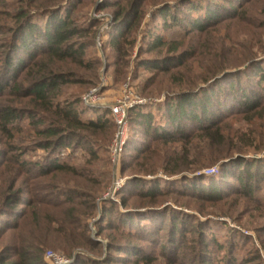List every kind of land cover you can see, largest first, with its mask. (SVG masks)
Masks as SVG:
<instances>
[{"label": "rangeland", "instance_id": "374dc122", "mask_svg": "<svg viewBox=\"0 0 264 264\" xmlns=\"http://www.w3.org/2000/svg\"><path fill=\"white\" fill-rule=\"evenodd\" d=\"M104 1L106 0H0V86H5L10 78L5 74L4 62L7 54L9 55L7 46L11 41L8 31L14 28L13 17L17 12L43 14V10L59 7L62 8L60 13L64 15L70 10L71 17L79 26L87 27L96 23L94 28L98 30L100 26L107 25L105 34H113L110 24L114 21L116 11L112 7L102 9ZM187 1L189 0H143L138 9L140 18L135 19L132 37L127 39V44L134 40L135 45L129 49L128 57L123 63L116 60L109 46L104 49H95L92 46L87 51L82 69L66 67L77 83L64 89V97L76 98L79 109L87 108L83 98L94 88L100 87L96 107H88L98 111L86 112L81 118L86 121L102 116L103 120L109 121L103 130L81 131L80 134L87 138L82 141V145L72 143L53 155L41 150L38 145L42 139L37 136L36 130L44 128L45 125L33 122L28 112L30 108L26 106L22 109L27 113L12 127L11 138L2 133L0 122V213L5 210L3 206H6L8 195L17 194L18 199L14 202L19 203L17 212H21L20 218H24L18 220L13 215L9 216V213L0 218V256L5 253L12 256L13 248H23L30 244V248H26L33 251L38 246L41 247L42 260L47 264H55L47 259L48 252L61 258L62 264H264V175L259 177L256 191L245 197L236 180L230 175L232 171L224 178L221 176L228 170L227 166L222 167L221 161L201 170H197L195 164L189 165L186 162L177 167L181 174L174 177L167 175L161 167V159L170 155L168 149L179 162L180 157L185 155L190 162L198 161L199 153L208 156L205 142L200 137L185 144L167 146L157 152L156 144L150 142L142 146L150 148L153 154L158 153L157 157L152 156L148 160V164L153 163L157 168L155 172L148 174L140 169L147 160H141V156L130 150L138 144V139L145 143L146 140L139 129L130 128L129 113L134 108H146L143 110L145 113L157 112L159 108L162 112L168 98L186 89L179 86L168 90L167 86H177L178 80L183 78L189 79L191 86H194L199 84L198 78L202 75L210 74V77L214 72H231L243 68L251 61L259 62L264 69V0L243 1L245 6L238 16L240 19L223 23L203 34H197L190 28L164 29L163 20L155 14V10L176 6L177 18H180V8L188 11ZM121 5L127 6L129 1L122 0ZM44 18V15H40L35 18L34 23L40 25L47 17ZM152 36L163 37L168 45L164 50L156 49L144 55L146 44ZM172 48L188 52L191 56L184 58L181 65H174L176 70H172L170 74H162L140 65L143 59H152L155 56H160L159 60H169L170 56L172 58L177 54L168 53ZM96 62L99 65L94 66L93 71L88 64ZM170 77L174 78L169 81ZM229 81L230 78L224 79L217 89L226 86ZM150 82H154V85H150V89L144 93ZM244 85L242 84L243 89L246 88ZM125 87L144 104L130 108L126 136L116 146L113 144L116 126L113 131V119L109 113L111 107L131 98ZM154 87L162 90L156 94L149 93ZM15 97L9 95L8 90L3 91L0 95V106L7 98ZM222 131L229 137V141L217 149L219 158L229 155L257 160L258 164L264 165V117L248 121L242 116H228L223 120ZM216 156L215 153L212 158ZM47 159H56L66 170L40 178L37 175L39 169L35 165H43ZM183 176L188 179L184 180ZM133 179L145 180L148 183L146 188L150 190L158 187L157 190L160 191H171L165 197L156 199V202L141 203L134 197L133 186L127 183ZM212 183L223 191L225 197L222 200L208 203L202 200L204 197H193L184 192L185 189L192 191L194 186L209 187ZM68 198L74 202L64 204V200H69ZM93 203L97 207L89 217L87 209ZM151 206L168 208L162 231H159L160 226H156L163 220L152 213L141 221L133 218L135 225H128L139 234L148 229L150 237L146 241L123 238L120 232L114 230L117 228V212L134 214L144 212L148 210L146 207ZM109 207H112V213L103 216V211ZM179 215L180 218H187L188 224H196V218L205 222L202 228L208 239L202 238V241H205L208 248L200 247L198 240L201 229L195 227L184 235L185 245L175 254L169 253L167 257L160 252L162 246L169 242L168 220ZM108 218L112 219V227L106 225L110 220ZM106 226L110 229L107 230ZM186 228L190 230V225ZM21 238L27 240L28 244L22 243ZM114 239L127 248L136 246L138 250H144V254L137 257L136 251H133L122 257L126 261L115 258L116 261L110 263L106 255L107 246ZM14 260L16 258L8 263Z\"/></svg>", "mask_w": 264, "mask_h": 264}, {"label": "trees", "instance_id": "16d2710c", "mask_svg": "<svg viewBox=\"0 0 264 264\" xmlns=\"http://www.w3.org/2000/svg\"><path fill=\"white\" fill-rule=\"evenodd\" d=\"M121 1L106 0L102 5L103 7H101L102 9L112 7L116 11L114 21L110 24V27L113 28V34H105L102 48L109 46L114 52L116 60L123 63L124 59L128 57L129 49L135 45L134 40L127 44V39L132 37L135 19L140 18L138 9L143 0H128L129 5L127 6H122ZM243 1L249 2L250 0H189L186 4L188 7L187 12L180 8V18H177L178 10H176V6L158 8L155 10V14L163 20L164 29L170 27L190 28L197 34H203L223 23L237 20V18L240 19L238 16L245 6ZM61 9L56 7L43 10V14H34L27 11H19L15 14L13 17L14 28H10L8 31L11 35V41L7 46L9 55L7 54L4 62L5 74L10 76V78L5 86H0L1 94L3 91L8 90L9 95L16 96L13 99L7 98L3 105L0 106L2 133L9 135L10 138L12 137L11 129L23 119L24 113H27L22 109L23 106H26L30 108L28 112L32 116V121H36L37 125H45L44 128L36 130V134L42 139L38 145L39 148L49 152L50 155L57 153L62 148H68L72 143L82 145V141L87 138L80 134L81 131L95 132L103 130L109 122L108 120H103L102 116H98L94 120L84 121L81 115L98 110L84 107L79 109L77 108L79 101L76 98L66 99L64 97V89L77 83L73 79L72 72L67 71L66 67L69 66L78 70L84 67V58L88 54V49L92 46L95 49L97 47L96 38L100 28L95 30L96 23L81 27L71 17L70 10L64 15L60 13ZM40 15H44L47 18L39 25L34 23V20ZM127 45L129 46L127 47ZM146 45L144 55H148V53L156 49L158 51L164 50L168 44L163 37L152 36ZM168 53L177 54H174L172 58L170 56L169 60L166 58L159 60L160 56H155L152 59L145 58L140 65L146 69L159 71L162 74H170L172 70H176L174 65H181L184 58L191 56L188 52H180L178 48H172V50H168ZM88 65H91L89 68L94 71V66L99 64L96 62ZM248 65L231 72H214L210 77V74L202 75L198 78L199 84H194V86H191L190 80L186 78L178 80L179 84L177 86H167L168 90L179 86L186 89L180 91L174 97L168 98L162 112L159 108L157 112L147 113L143 111L146 108L132 109L128 116L129 126L132 130L139 129L146 143L138 139L136 142L138 144L134 145L130 150L137 156H141V160H147L146 163L140 166L143 173L148 174L156 171L155 164H148V160L152 156L157 157L158 153L156 152L158 150H162V148L164 150L167 146L180 143L185 144L196 137H200L199 139L205 142V149L208 150L209 153L207 155L209 157L199 153L197 155L198 161L192 160L190 162V160H187L189 157L185 155L180 157L179 162L175 160L174 153L168 149L167 151L170 155L161 159V167H163L167 175L174 177L179 175V173L181 174L180 169L177 167H181L186 162L189 165L190 163L191 165L195 164L198 167L197 170H201L221 161L222 167H228L226 173L221 176L224 178L229 175L227 174L229 171H232L230 175L238 183L240 190L245 194L244 197L256 191L257 188L255 187L259 183V177L261 178V175H264V165L258 164L259 161L257 160H245L229 155L220 156L219 158V150H217L229 141V137L222 131L223 120L228 116H242L243 119L248 121L264 117V69L256 61H251ZM173 78L170 77L169 81ZM227 78H230V81L226 86L224 85V87L217 89L221 86L222 81ZM153 81L155 82V80ZM154 82L146 85L144 93L150 89V85H154ZM242 84H245V89H243ZM161 90L162 88L160 87H158V90L154 87L149 93L156 94ZM112 124L114 131L113 120ZM230 141L232 143V139ZM150 142L156 144V152L154 154L147 146L145 148L142 147ZM215 153L217 156L213 159L212 156ZM211 161L215 163H211ZM35 167L39 169L37 175L40 178L46 177L51 173H63L66 170L63 165L56 162V159H47L43 165L36 164ZM187 167H185V170H187ZM233 171L235 172L233 173ZM183 177L185 178L184 180L188 179L186 176ZM127 183L133 186L134 197L141 203L147 201L156 202V199L165 197L171 191H160L157 190L158 187L150 190V188H146L148 183L142 179L129 180ZM214 184H210L209 187L194 186L192 191H185V189L184 192L193 197H204L202 200L208 203L222 200L225 197L223 191ZM16 199H18L17 194L8 195L6 206H3L5 210L0 213V218H2L3 214L9 213V216L13 215L15 219H24L20 218L19 214L21 212H17L19 203L14 202ZM72 201L74 202L71 199L64 200V204H69ZM96 207L97 204L93 203L87 209V216L93 215ZM146 208L148 210L134 214L124 211L117 212L115 220L117 228L114 230L120 232L123 238L131 237L138 241H146L150 237L148 229L142 230L141 234H139V232L132 230L130 226L133 227L131 225L134 224L133 218H139L138 220L141 221L147 218L146 216L149 213H152V215H156L163 220L156 226H160L159 231H162L166 223L168 208L159 209L157 206ZM111 213L112 207L106 208L103 211V216ZM183 214L182 216L187 215ZM196 221V224H193L194 222L188 224L187 218H180V215L171 217L168 220L167 229L169 242L167 245L162 246L160 252L167 257L169 253L175 254L180 247L185 245L186 237L184 235L187 234V231L194 230L195 227L198 230L201 229L199 230L200 237L198 240L200 247L208 248V245L204 243L205 241H202V238L204 240L207 238L202 228L205 222L203 223L197 218ZM111 223L112 219L109 222L107 221L106 225L112 227ZM144 224L147 225V223ZM187 225H190V230H187ZM17 227L16 225L15 228ZM106 229L109 230L110 228L106 226ZM21 241L28 244V241L24 240V238H21ZM26 247L30 248V244ZM26 247L13 248L12 256L6 253L1 255L0 264H47L42 260L40 246L36 250L34 249L35 251ZM133 251H136L137 257H141L144 254V250H138L136 246L127 248L124 244L118 243L114 239L108 243L106 255L110 259L109 262L112 263L116 261L115 258L123 260L124 258L122 257L130 255L129 253ZM110 252H115V254H110ZM13 258H16V260L8 263ZM146 260L149 259L146 258Z\"/></svg>", "mask_w": 264, "mask_h": 264}, {"label": "built area", "instance_id": "2783aa9c", "mask_svg": "<svg viewBox=\"0 0 264 264\" xmlns=\"http://www.w3.org/2000/svg\"><path fill=\"white\" fill-rule=\"evenodd\" d=\"M106 30H107V25L102 26L96 38V46L100 49L102 48L103 45L104 34ZM125 89L128 90V93L131 92L129 88L125 87ZM99 92H100V87L94 88L83 98V102L85 103L87 108L89 107L92 109L96 107L97 104L96 102L98 99L97 96ZM129 94L131 98H128L127 101L119 102L117 105L111 107L110 109L111 117L116 126V132L114 133V139H113V144H115L116 146L118 145V143H122L126 136V132L128 130V122H127L128 111L130 110V108H134L144 104V102L140 98H137V96H133V94L131 93ZM46 257L47 259H51L52 261H54L55 264L63 263L61 258L59 259L51 252H48Z\"/></svg>", "mask_w": 264, "mask_h": 264}]
</instances>
